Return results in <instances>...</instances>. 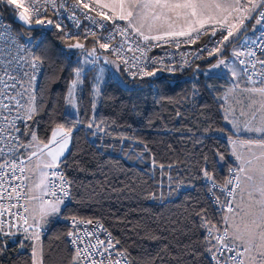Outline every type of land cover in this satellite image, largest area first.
Instances as JSON below:
<instances>
[{
	"label": "snow or ice",
	"instance_id": "obj_1",
	"mask_svg": "<svg viewBox=\"0 0 264 264\" xmlns=\"http://www.w3.org/2000/svg\"><path fill=\"white\" fill-rule=\"evenodd\" d=\"M4 9L25 31H54L64 55L69 60L77 57L64 81L62 97L78 115L88 82L93 115L86 125L67 117L64 122L50 121L54 127L47 141L38 135V117L45 105V90L38 85V77L51 58L38 50L39 42L29 38L22 43L0 15V256L12 244L21 250L22 258V250L30 249L23 264H56L42 237L51 224L62 219L68 228L56 239L63 238L70 248L67 264H134L128 248L99 219L64 214L62 206L66 208L65 202L73 199L74 181L65 172L72 155L73 131L80 126L106 131L105 121L97 122L95 110L104 97L108 66L115 69L117 80L124 73L134 81L156 78L165 71L174 73L189 62L174 66L147 53L153 47L195 44L209 35L196 59L209 61L203 73L209 79L230 81L215 98L221 101L223 119L236 135V139L229 137V143L237 163L221 179L213 157L219 163L223 154L211 149V155L202 153L194 179L205 182V201H190L183 219L170 218L158 229H146L142 237L158 241L166 239L158 231L168 232L177 238L179 251L174 253L172 245L163 244L144 264H264V0H0V11ZM65 20L71 22V29ZM157 63L163 66L156 67ZM199 72L197 65L194 75ZM89 73H94L90 82ZM56 80L53 72L51 82ZM207 87L215 91L213 85ZM198 91L197 80L193 95ZM96 131L91 134L95 136ZM242 133L250 135L242 137ZM137 142L143 145L141 157L147 153L151 166L167 175L169 187L176 184L172 191L184 186L167 174L166 169L174 164L158 162L145 141ZM144 198L163 197L145 190ZM180 236L188 237L190 243L180 244ZM193 236L196 243L191 242Z\"/></svg>",
	"mask_w": 264,
	"mask_h": 264
},
{
	"label": "trees",
	"instance_id": "obj_2",
	"mask_svg": "<svg viewBox=\"0 0 264 264\" xmlns=\"http://www.w3.org/2000/svg\"><path fill=\"white\" fill-rule=\"evenodd\" d=\"M39 44L38 50L47 52L51 58L50 64L45 65L40 85L45 90V105L37 126L38 135L47 141L54 127L50 121L64 122L66 117L76 118L86 125L93 110L89 83L86 82L78 103V115L68 116V106L62 94L64 81L69 78L77 57L69 60L64 55V46L54 31L41 38ZM197 65L200 72L194 75ZM208 65L209 61L203 59L192 70L157 79L155 83L129 80L122 74L125 84H121L108 75L104 97L97 102L95 110L97 122L105 121L102 127L106 131L91 130L96 131L95 136L86 126L73 131L69 147L72 155L65 169L67 176L74 181L73 199L68 201L66 208L62 207L64 214L102 221L108 231L128 248L134 264H144L147 257L155 256L163 244L172 245L174 253L179 251L175 247L177 238L168 232L158 231V235L166 237L158 241L142 237L146 229H158L170 218L183 219L182 214L190 201H205V182L194 179L203 152L211 149L223 154L224 160L219 163H215L213 157V167L221 179L227 178L229 168L236 164L228 143L221 137H232L233 133L225 125L219 107L221 101L215 98L222 95L224 83L203 74ZM53 72L58 77L56 82H51ZM93 75L89 73V82ZM197 80L199 91L193 95V84ZM209 84L215 91L207 87ZM122 136L128 139H122ZM138 140L148 144L158 162L174 164L173 168L166 169L167 174L173 181H183L184 186L172 191L176 184L172 183L170 188L167 175H162L159 167L151 166L148 154L141 157L143 145ZM198 140L203 143H197ZM145 190L154 191L158 196L162 194V200L145 199ZM64 231L67 228L55 221L42 237L46 252L49 247L52 249L50 255L56 264H67L66 258L70 254L66 240L56 239ZM179 242L189 244L190 240L180 236ZM191 242L196 243V236L191 237ZM20 251L10 244L0 256V264H23L30 249L22 250L23 258Z\"/></svg>",
	"mask_w": 264,
	"mask_h": 264
},
{
	"label": "built area",
	"instance_id": "obj_3",
	"mask_svg": "<svg viewBox=\"0 0 264 264\" xmlns=\"http://www.w3.org/2000/svg\"><path fill=\"white\" fill-rule=\"evenodd\" d=\"M0 15L3 17V22L8 23L12 25V28L14 30V34H19L20 41L26 42L29 38L32 39L33 43L40 42L41 38L44 36L48 35L52 30H48L46 32L40 31V30H34L31 32L25 31L21 26L20 23L17 21L13 20V17L11 15V12L7 9H4L0 11ZM65 23L69 25V28L71 29V22L65 20ZM85 24H87V21H84ZM120 37H116V40L118 41ZM210 36L209 35H204L201 36L195 44H187V43H181L179 48H176L175 45H165L163 48L160 47H153L150 52L147 53L148 57H156V58H163L164 63H172L174 66L175 65H180L183 64L185 60H187L189 63L185 64L182 70H178L174 73L170 72H163V73H158V76L156 78H143V79H138L136 81H141V82H147V83H153V80L157 79H162V78H168V77H173L177 73H184L186 71L192 70L195 65L203 60V59H196V55L198 53V50L203 48L205 44L209 41ZM87 46L91 47V40L87 41ZM211 44H208V47H211ZM63 51V49H62ZM204 56H207V53H203ZM112 59H115V57H112ZM156 67H162L163 65L160 63H157L155 65ZM151 67V65H149ZM45 73V67L40 76L38 77V85L40 86L42 84L43 76ZM124 75L129 79L133 80L130 76H128L126 73ZM229 173V172H228ZM229 176V174H228ZM66 204L68 201L65 202ZM100 221V220H99ZM59 224L64 225L66 228H68V222L64 220H58L57 221ZM104 227L106 228L105 224L100 221ZM91 227V226H89ZM70 249V248H69Z\"/></svg>",
	"mask_w": 264,
	"mask_h": 264
},
{
	"label": "rangeland",
	"instance_id": "obj_4",
	"mask_svg": "<svg viewBox=\"0 0 264 264\" xmlns=\"http://www.w3.org/2000/svg\"><path fill=\"white\" fill-rule=\"evenodd\" d=\"M249 34H251V33H249ZM108 75H111L112 77H114V79H116V78H115V69L112 68L111 66H108V67H107V70H106V72H105V80H106V78H107ZM220 79L223 80V83H224V84H223V87H222V91H223V93H224L225 90L230 86V81H229L228 78H220ZM116 80H117V79H116ZM119 80L124 81L122 74L120 75ZM119 80H117V81H119ZM123 84H125V82H124ZM223 93H222V94H223ZM228 103H232V100L229 99ZM67 111H68V113H71L72 116H75V115H76V110H74V109H72V108H70V107H68V110H67ZM223 114H224V113H223ZM225 125H226L227 128L230 129V130L232 131V133H233V136H232L231 138H232V139H236V135H235V133H234V130H233V128H232V125L229 124L227 121H225ZM247 135H250V134H247V133H242V134H241L242 137L247 136ZM221 137L224 138V140L228 143V145H229V147H230V149H231V145H230V143H229V137H230V136H224V135L222 136V135H221ZM69 147H70V145H69ZM231 157H232V159L234 160V162L237 163V162L235 161V158H234L232 155H231ZM62 207H63V206H62ZM63 226H64V225H63Z\"/></svg>",
	"mask_w": 264,
	"mask_h": 264
},
{
	"label": "crops",
	"instance_id": "obj_5",
	"mask_svg": "<svg viewBox=\"0 0 264 264\" xmlns=\"http://www.w3.org/2000/svg\"><path fill=\"white\" fill-rule=\"evenodd\" d=\"M76 115H77V110H76Z\"/></svg>",
	"mask_w": 264,
	"mask_h": 264
}]
</instances>
